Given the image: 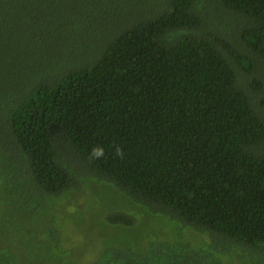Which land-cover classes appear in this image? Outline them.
I'll return each instance as SVG.
<instances>
[{
  "label": "trees",
  "instance_id": "trees-1",
  "mask_svg": "<svg viewBox=\"0 0 264 264\" xmlns=\"http://www.w3.org/2000/svg\"><path fill=\"white\" fill-rule=\"evenodd\" d=\"M0 178L29 217L97 181L177 226L92 264H264V0H0Z\"/></svg>",
  "mask_w": 264,
  "mask_h": 264
},
{
  "label": "rangeland",
  "instance_id": "rangeland-1",
  "mask_svg": "<svg viewBox=\"0 0 264 264\" xmlns=\"http://www.w3.org/2000/svg\"><path fill=\"white\" fill-rule=\"evenodd\" d=\"M93 182L71 189L61 198L48 200L44 212L29 217L10 205L11 196L0 178V248L4 247L12 254L9 258L14 264H39L37 261L48 252V246L40 238L51 233L60 250L55 251L61 256L58 264L77 261L92 264L108 244L123 245L131 241L134 245H144L146 241H173L177 226L172 221L146 211L140 217L131 208L130 199L118 189ZM129 210L128 214L136 219L133 227L108 223L112 213ZM47 214L51 221L47 220ZM53 238L48 239L53 241Z\"/></svg>",
  "mask_w": 264,
  "mask_h": 264
},
{
  "label": "clouds",
  "instance_id": "clouds-1",
  "mask_svg": "<svg viewBox=\"0 0 264 264\" xmlns=\"http://www.w3.org/2000/svg\"><path fill=\"white\" fill-rule=\"evenodd\" d=\"M114 152H115V155H117L118 157H120L121 159L124 158V151H123V148L119 145H115L114 146ZM105 156V149L103 146H100V145H96L92 148L89 156H88V159L90 161L92 160H99V159H102L104 158Z\"/></svg>",
  "mask_w": 264,
  "mask_h": 264
}]
</instances>
